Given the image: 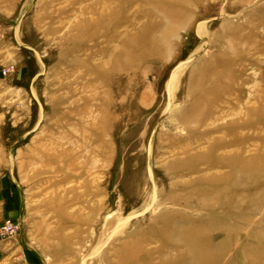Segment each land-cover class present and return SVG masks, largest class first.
I'll return each instance as SVG.
<instances>
[{
  "label": "rangeland",
  "instance_id": "374dc122",
  "mask_svg": "<svg viewBox=\"0 0 264 264\" xmlns=\"http://www.w3.org/2000/svg\"><path fill=\"white\" fill-rule=\"evenodd\" d=\"M1 181L0 264H264V0H0Z\"/></svg>",
  "mask_w": 264,
  "mask_h": 264
},
{
  "label": "crops",
  "instance_id": "0c3cea01",
  "mask_svg": "<svg viewBox=\"0 0 264 264\" xmlns=\"http://www.w3.org/2000/svg\"><path fill=\"white\" fill-rule=\"evenodd\" d=\"M23 72H25V70ZM4 194H6V196ZM15 196L16 193L12 194L10 192L9 184L4 181H1L0 182V213H1L0 223L7 218L15 219L16 215L21 210V203H18V200L17 198H15ZM3 205L5 206L4 210H2ZM3 254L4 253L2 249L0 250V259L2 258Z\"/></svg>",
  "mask_w": 264,
  "mask_h": 264
},
{
  "label": "built area",
  "instance_id": "2783aa9c",
  "mask_svg": "<svg viewBox=\"0 0 264 264\" xmlns=\"http://www.w3.org/2000/svg\"><path fill=\"white\" fill-rule=\"evenodd\" d=\"M6 72L7 71H5V73ZM16 231H17V226L12 224L11 222H7L2 227L1 234L4 237L11 238V237H14V235L16 234Z\"/></svg>",
  "mask_w": 264,
  "mask_h": 264
}]
</instances>
